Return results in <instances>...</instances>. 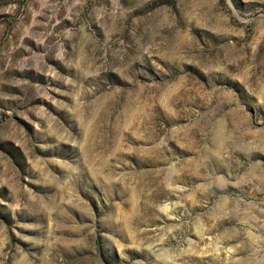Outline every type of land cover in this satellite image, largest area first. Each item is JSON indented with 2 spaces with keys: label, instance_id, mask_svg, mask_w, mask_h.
Here are the masks:
<instances>
[{
  "label": "rangeland",
  "instance_id": "rangeland-1",
  "mask_svg": "<svg viewBox=\"0 0 264 264\" xmlns=\"http://www.w3.org/2000/svg\"><path fill=\"white\" fill-rule=\"evenodd\" d=\"M0 264H264V0H0Z\"/></svg>",
  "mask_w": 264,
  "mask_h": 264
}]
</instances>
